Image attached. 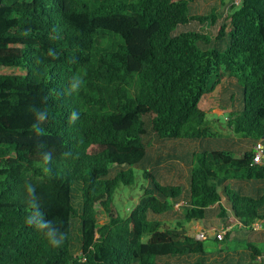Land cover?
<instances>
[{"label": "trees", "instance_id": "obj_1", "mask_svg": "<svg viewBox=\"0 0 264 264\" xmlns=\"http://www.w3.org/2000/svg\"><path fill=\"white\" fill-rule=\"evenodd\" d=\"M195 1L0 0V264H264V0L231 3L220 22ZM228 78L235 140L199 106ZM32 107L47 109L42 137ZM136 170L146 183L122 215L115 194ZM28 184L60 247L25 224ZM215 218L244 238L178 223Z\"/></svg>", "mask_w": 264, "mask_h": 264}, {"label": "rangeland", "instance_id": "obj_2", "mask_svg": "<svg viewBox=\"0 0 264 264\" xmlns=\"http://www.w3.org/2000/svg\"><path fill=\"white\" fill-rule=\"evenodd\" d=\"M239 1L240 0H223V2L221 0H197L192 4L191 10L196 14L207 15L211 12V10L216 9V14L219 16L218 19L220 22L221 19L226 17L229 13L231 3H238ZM217 27L218 25H215L214 27L209 28L208 31L215 35ZM239 92L240 89L236 87V79L228 78L222 81L213 92L204 95L199 104V106L206 112L207 121L210 126L218 131V133H220L224 138H229L231 140L237 139L238 136L235 135L227 126L226 120L230 109L239 108L240 106L241 93ZM261 142L264 144V137L261 139ZM246 146L247 145L245 144L243 147L245 148ZM134 175L135 181L133 185H122L117 189V193L115 194V205L119 213L122 215H128L134 206V202H136L142 194L141 187L146 183L140 170H136ZM180 204H177L175 207L178 211H183V208L180 206ZM178 223H182L185 231L192 235H195L201 230L206 233V238H219V234L222 235L223 238L228 232L230 233V238L237 240L242 239V237L244 238L242 233L239 232V229L241 228H239V225H237L233 218L230 219L231 225L227 228L219 218L210 220V222L205 224L202 221H180ZM168 226L177 227L178 224L175 221H170L168 222ZM205 243L211 247L210 243H212V241L209 239ZM258 246L261 249H264V241H260ZM234 256L238 257L239 253L235 254Z\"/></svg>", "mask_w": 264, "mask_h": 264}, {"label": "clouds", "instance_id": "obj_3", "mask_svg": "<svg viewBox=\"0 0 264 264\" xmlns=\"http://www.w3.org/2000/svg\"><path fill=\"white\" fill-rule=\"evenodd\" d=\"M81 81L77 79H73L71 82V88L77 89L80 87ZM47 98L45 97V102ZM29 111L33 114L34 123L32 125V129L34 135L36 137H42L44 133V129L41 125L48 119V112L46 108H37L32 107ZM75 115V114H73ZM38 147L42 150L41 159L45 165L50 164L53 159L52 151H44L45 145L40 144ZM46 172H51V168L45 167ZM28 195L31 197V201L28 204V212L27 219L25 220V224L29 226H34L37 231L41 232L44 235V238L48 241V243L53 247H60L66 238L65 233H58L52 227V221L47 220L44 216V213L40 210V206L37 203L38 197L36 196V189L33 185H26Z\"/></svg>", "mask_w": 264, "mask_h": 264}, {"label": "built area", "instance_id": "obj_4", "mask_svg": "<svg viewBox=\"0 0 264 264\" xmlns=\"http://www.w3.org/2000/svg\"><path fill=\"white\" fill-rule=\"evenodd\" d=\"M264 160V144L262 142H258L254 145V156H253V164H261ZM253 227L256 230H263L264 231V218L257 220ZM195 237L199 240H202L205 238V232L204 231H198L195 234ZM219 239H222V235H218Z\"/></svg>", "mask_w": 264, "mask_h": 264}]
</instances>
